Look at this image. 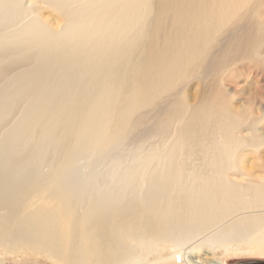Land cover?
<instances>
[{
	"label": "bare ground",
	"instance_id": "bare-ground-1",
	"mask_svg": "<svg viewBox=\"0 0 264 264\" xmlns=\"http://www.w3.org/2000/svg\"><path fill=\"white\" fill-rule=\"evenodd\" d=\"M247 244L264 0H0V264H226Z\"/></svg>",
	"mask_w": 264,
	"mask_h": 264
},
{
	"label": "rangeland",
	"instance_id": "rangeland-1",
	"mask_svg": "<svg viewBox=\"0 0 264 264\" xmlns=\"http://www.w3.org/2000/svg\"><path fill=\"white\" fill-rule=\"evenodd\" d=\"M45 15H47V13H45ZM236 79L238 80V82H239V80H241L239 78H236ZM190 92L192 94L193 93V89L190 90ZM233 248H234L233 250L231 248L227 252H225V250H223V249L222 250L221 249L217 250V252H215L216 257L220 258L226 264H264V250H260V249L256 248L255 246L248 245V244L247 245H243V246L242 245H240V246L236 245ZM232 251H234L235 253L232 252ZM11 257L12 256L8 255L6 257L7 258L6 259V263H4V264H34L33 261H31V262L28 261L26 263L25 260L12 262L14 259H12L13 257L12 258ZM37 264H50V263L45 261V260H40L39 259V262Z\"/></svg>",
	"mask_w": 264,
	"mask_h": 264
}]
</instances>
